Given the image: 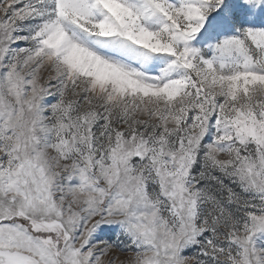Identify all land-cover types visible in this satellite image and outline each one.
Segmentation results:
<instances>
[{"label":"snow or ice","instance_id":"snow-or-ice-1","mask_svg":"<svg viewBox=\"0 0 264 264\" xmlns=\"http://www.w3.org/2000/svg\"><path fill=\"white\" fill-rule=\"evenodd\" d=\"M0 264H264V0H0Z\"/></svg>","mask_w":264,"mask_h":264}]
</instances>
